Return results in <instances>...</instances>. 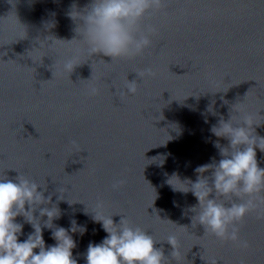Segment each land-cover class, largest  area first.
Returning a JSON list of instances; mask_svg holds the SVG:
<instances>
[{
  "label": "water",
  "instance_id": "1",
  "mask_svg": "<svg viewBox=\"0 0 264 264\" xmlns=\"http://www.w3.org/2000/svg\"><path fill=\"white\" fill-rule=\"evenodd\" d=\"M167 2L152 21L159 29L153 48L134 61L96 63L93 82L101 83L102 91L89 97L80 81L92 77L91 61L78 67L71 81L52 72L54 57L70 55L69 48L47 52L42 64L30 57L39 47L37 38L49 34L50 21L56 24L54 35L73 39L75 24L66 13L89 0H0V174L15 177L18 173L7 169H16L45 181V195L61 210L54 225L70 230L75 220L85 229L82 235L70 232L78 264H87L90 243L108 235L94 219L98 199L106 213L131 218L157 239L177 234L186 256L181 264H264V219L258 213L243 224L241 235L250 247L241 249L204 236L200 225L193 228L197 198L167 183L174 174L195 181L197 166L220 159L210 129L220 116L228 118L233 105L245 102L252 112L264 107V0ZM148 67L156 77L140 81L135 72ZM127 76L138 81V93L117 95V89L126 93ZM210 104L217 115L207 112ZM256 132L264 136V125ZM72 140L80 151H69ZM257 159L264 167L259 149ZM118 179L126 183L113 191ZM60 188L67 189L63 201L57 200ZM120 215L113 216L117 224ZM18 222L24 225L23 242L34 229L22 217ZM43 238L46 246L56 244L50 229H43ZM156 247L176 264L170 244Z\"/></svg>",
  "mask_w": 264,
  "mask_h": 264
},
{
  "label": "clouds",
  "instance_id": "2",
  "mask_svg": "<svg viewBox=\"0 0 264 264\" xmlns=\"http://www.w3.org/2000/svg\"><path fill=\"white\" fill-rule=\"evenodd\" d=\"M167 5V0H89L83 8L72 4L66 15L75 24V37L71 40L58 38L52 33L56 24L50 21L45 25L49 34L37 38L39 47L31 51L34 57H30L34 63L42 64L43 59L50 56L47 52L69 48L70 55L59 61L54 57V78L59 75L71 80L78 67L91 61L92 77L80 82L86 83L85 95L98 97L102 85L93 82L97 80L94 65L100 63L110 66L144 57L153 48L154 38L159 33L152 21L165 12ZM51 15L55 16V13ZM26 36L25 33L21 39ZM104 57L110 58L111 62H106ZM135 73L140 81L157 75L151 67ZM47 82H42L41 87ZM124 88L126 93H119L117 89L116 94L135 95L139 83L137 80L129 81L127 76ZM261 103L264 104V101ZM262 111L264 107L255 112L249 111L245 102L233 105L228 118L220 116L218 124L210 129L218 138L213 144L218 149L220 159L213 157L210 163L197 166L195 181H181L175 174L167 181L174 191L191 192L197 198L198 205L191 208L195 213L193 228L200 225L204 229V236H214L241 249L250 247L249 241L241 235L246 218L258 213V218L264 219V167L260 166L257 159V149L264 153V136L256 132L257 127L264 125ZM207 112L217 115L212 104L208 106ZM221 139L226 140L227 144L222 145ZM74 150L80 151L76 140L70 142L69 151ZM7 170H13L18 175L10 178L6 171L0 174V264H78L77 258L73 256L77 244L70 232L82 235L85 229L78 226L75 220L71 221L70 230L54 225L53 222L61 217V210L57 204H53L51 194L45 195L48 192L45 181L38 182L16 169ZM125 183L124 179L114 181L112 190H120ZM177 183L181 187H177ZM57 191L60 193L57 200L63 201L67 189L60 188ZM68 203L73 204L69 200ZM93 213L95 221L102 223L108 235L101 243L88 245L85 257L87 264H171L163 248L156 247L163 242L171 245L173 251L170 255L176 264H181L186 257L175 233L167 235L165 239H157L149 234V229L136 224L131 218L106 213L105 204L99 199ZM115 215L121 216L119 224L113 220ZM21 217L24 223L34 229L23 242L19 239L24 228L18 222ZM155 217L161 222L172 223L161 220L158 215ZM44 228L52 230L56 244L46 246ZM213 264H217V261Z\"/></svg>",
  "mask_w": 264,
  "mask_h": 264
}]
</instances>
